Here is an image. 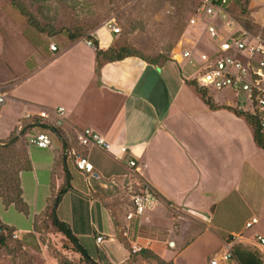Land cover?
Wrapping results in <instances>:
<instances>
[{
	"label": "crops",
	"instance_id": "obj_1",
	"mask_svg": "<svg viewBox=\"0 0 264 264\" xmlns=\"http://www.w3.org/2000/svg\"><path fill=\"white\" fill-rule=\"evenodd\" d=\"M241 4L247 12L242 16L244 22L238 23L264 42L253 33L257 29L264 31V0H235L232 12L233 7ZM93 37L103 51L115 42L109 30H96ZM61 45L57 52L46 50L58 62L54 69L40 73L43 100L34 103L13 98L14 103L21 105L23 116L25 112L44 109L66 110L61 145H55L53 137L51 148L36 147L48 153L44 166H48L49 172L39 174L42 163L33 159L34 207L44 203L35 212V218L45 212L48 201L64 186L69 172L72 190L64 195L58 216L70 225L85 249L95 248L102 253L95 260L103 264H129L130 252L121 241L124 231L129 233L124 239L130 247L151 250L168 263L177 264L178 257L195 247H205V251L215 247L211 264L227 253L232 238H236L233 259L226 264H249L252 254L264 264L263 250L255 241L256 236L264 237V233L246 235L250 231L247 223L256 218L257 212L264 214V172L256 164L257 156L264 157V150L257 146L245 118L235 114V98L234 102L224 101L219 92L209 91L216 107L212 109L189 84L194 77L187 76L185 69L188 67L191 73L192 70L180 56L161 68L130 57L108 63L97 71L95 48L85 41L66 40ZM12 86H2L8 89V99ZM194 97L197 101L192 103ZM33 107L35 111H31ZM50 117L55 119L52 113ZM19 122L6 137L0 135V140H8ZM86 128L105 137L113 144V151L82 147L77 134ZM121 147L127 148L126 154L121 153ZM73 152L89 159L98 179L77 169ZM131 160L137 162L136 170L129 166ZM25 179L22 173L21 186ZM112 180H116L118 187L110 184L105 188ZM140 183L151 185L161 202L155 210L130 223L126 220L132 206L130 190L137 189ZM68 201L71 211L66 214L64 209H70ZM112 202L127 213L115 214L109 206ZM98 236H104L100 245L96 241ZM169 247L176 253L167 259L164 254L171 251Z\"/></svg>",
	"mask_w": 264,
	"mask_h": 264
},
{
	"label": "rangeland",
	"instance_id": "obj_2",
	"mask_svg": "<svg viewBox=\"0 0 264 264\" xmlns=\"http://www.w3.org/2000/svg\"><path fill=\"white\" fill-rule=\"evenodd\" d=\"M21 1L34 16L40 29L33 26L28 18L13 7V0H0V86L13 85L8 92L9 99L3 107H0L2 137H6L9 130L23 116L21 105L14 103L13 98L34 103L43 100L44 91L40 84L43 75L40 73L43 72L42 70L54 69L58 62L53 54L46 50L51 49L52 45L62 46L61 44L69 40V33L84 32L86 36H93L96 30L108 31L105 25L114 21L121 30L119 34H114L115 44L127 46L143 58L168 56L172 61V58L180 56L183 50L194 49L204 29L203 25L192 27L189 24L193 14L203 4V0ZM246 12L244 4L233 7V15L241 23L244 22L242 18ZM253 33L264 39L263 30L257 29ZM86 39L87 37H84L80 41ZM203 43L208 44L209 39L205 37ZM200 50H204V46H201ZM33 70L35 71L30 72ZM185 73L189 77L192 75L188 67ZM218 94L222 100L234 102L232 95L226 92ZM196 101L195 97L191 100L192 103ZM35 107L44 109L40 105ZM36 108L33 107L31 111H35ZM244 112L252 111L248 109ZM15 134L18 135L17 130ZM55 145H61L57 139ZM29 147L31 162L36 159L42 163L40 167L43 168L39 174L45 173L44 171L48 174V166H44L47 164L48 153L44 154L36 147ZM26 150L28 143L25 137L8 150L0 147V224L17 231L12 239H7L5 246L0 245V264H79V258L67 249L65 238L51 226L46 214L43 213L35 218V212L37 209L40 211L44 203L43 206L39 203L37 209L34 207L36 189L31 170L23 172L27 179L23 182L24 186L22 185L23 199L27 205L29 204V209L27 207L26 212H23L15 205L7 207L5 204L6 199L14 196L19 178L21 180ZM256 164L264 172V157L257 156ZM258 191L257 189L256 196L259 199ZM39 201L43 200L39 199ZM66 204L70 206V209L68 207L64 209L67 214L71 211V204L69 205V201ZM109 206L115 214L127 213V211L123 212L116 202H112ZM255 215L259 224L250 229L246 235H251L255 231L264 233V214L262 216L257 212ZM176 217L179 216L176 214ZM214 248L205 251V247H195L186 255L178 257L176 262L177 264H209L211 257L217 251ZM170 249L169 253L164 254L167 259L173 258L176 253L172 248ZM87 252L98 260L102 255L95 248ZM222 255L221 253L218 257ZM129 264L154 263L136 259Z\"/></svg>",
	"mask_w": 264,
	"mask_h": 264
},
{
	"label": "built area",
	"instance_id": "obj_3",
	"mask_svg": "<svg viewBox=\"0 0 264 264\" xmlns=\"http://www.w3.org/2000/svg\"><path fill=\"white\" fill-rule=\"evenodd\" d=\"M234 2L235 0H203V4L189 21L192 27L204 26L202 36L198 38L194 49L183 50L180 57L191 68L194 81L198 86L208 91L229 92L234 96L239 110L251 109V113H246L259 118L261 133L264 134V42L251 36L238 23L232 12ZM105 28L113 34H119L121 31L114 21L108 22ZM205 37L209 39L208 44L203 43ZM85 42L88 46L95 48L92 40L86 39ZM201 46H204V50H200ZM51 50L57 52L58 48L52 45ZM177 60L178 57L172 58V61ZM7 100V89L0 86V107H3ZM51 113L55 119H51ZM65 117L66 110L60 107L53 112L45 109L37 113L25 112L17 128L18 135L20 136L28 123L35 125L39 119L61 128ZM27 137L29 145L33 147L49 149L53 145V136L47 132L34 130L28 132ZM77 141L84 148L97 147L107 152H112L114 148L105 137L91 128L79 131ZM120 151L126 154L128 150L121 147ZM73 156L79 171L99 178L95 174L94 165L86 156L75 152ZM129 166L136 170L137 162L131 160ZM110 184L118 187L116 180L105 184L104 187L109 188ZM130 191L132 192V206L126 215V220L130 223L155 210L161 202L159 194L148 183H140L137 189L132 188ZM258 223L259 220L254 218L247 223L246 227L251 229ZM122 234L124 238L129 236L128 231ZM235 239L232 238L227 253L220 259H214L211 264H220L233 259L232 246ZM96 241L100 245L104 241V236H98ZM255 241L264 253V237L256 236ZM131 250L133 254H136L142 248L134 245Z\"/></svg>",
	"mask_w": 264,
	"mask_h": 264
},
{
	"label": "trees",
	"instance_id": "obj_4",
	"mask_svg": "<svg viewBox=\"0 0 264 264\" xmlns=\"http://www.w3.org/2000/svg\"><path fill=\"white\" fill-rule=\"evenodd\" d=\"M13 7L18 10L21 15L28 18L29 22L35 26L37 29L39 28L38 22L35 20L34 16L28 11L26 6L23 4L21 0H13ZM54 36V35H51ZM87 37L88 40H92L95 45L96 50V58H97V71H100L101 68L113 62L123 61L130 57H138L146 61L149 65H153L155 67L161 68L166 65L171 60L168 56H159L156 58H143L139 56L134 50L127 46H119L118 44H113L111 48L107 51H103L99 47V42L93 36H86V33L81 32L78 34L69 33L70 42L80 41L82 38ZM195 90L203 97L205 103L209 105L212 109L216 108L213 102V99L209 97L208 90H205L198 86L196 81H192L189 83ZM235 114L238 117L245 118L247 123L253 130L254 139L257 146L264 150V134L261 133L260 128V120L257 116H253L252 114L246 113L244 111L234 110ZM34 130L39 132H47L50 133L54 138H56L59 142L63 140V133L61 128H57L49 124L48 122L39 119L36 121L35 125L27 124L24 128L23 132L19 135L15 133L12 134L8 140L2 141L0 140L1 149L8 150L11 147L16 146L22 137H25L28 143V150L24 152V166L22 168L21 174L25 171L32 170V162L29 155V140L27 137L28 132H33ZM72 190V176L69 172H66L65 175V184L64 186L57 192V194L49 200V205L45 210V214L47 219L49 220L51 226L60 233L66 240L67 249L72 252L75 256L79 258V264H103L100 261L93 259L83 246L80 239L74 234L72 228L69 224L63 222L58 216V208L64 195H66L69 191ZM15 194L13 197H9L5 200V204L7 207L15 205L19 210L26 212L27 204L23 200V190L21 186V180L19 178L16 189L14 190ZM17 234V231L14 228L5 226L0 224V245L5 246L7 239H12ZM121 241L124 244L125 248L130 252V260L135 261L136 259H141L144 261H148L154 264H173L164 261L160 256L148 249H142L140 252L133 254L131 247L128 245L124 237H121ZM249 264H262L261 261L257 258L256 255L252 254L250 256ZM62 264H70V263H62Z\"/></svg>",
	"mask_w": 264,
	"mask_h": 264
}]
</instances>
